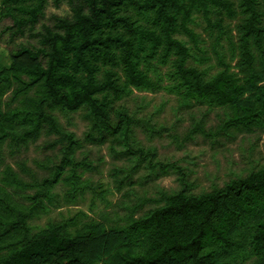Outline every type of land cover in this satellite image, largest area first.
I'll list each match as a JSON object with an SVG mask.
<instances>
[{
  "label": "trees",
  "instance_id": "16d2710c",
  "mask_svg": "<svg viewBox=\"0 0 264 264\" xmlns=\"http://www.w3.org/2000/svg\"><path fill=\"white\" fill-rule=\"evenodd\" d=\"M49 1L68 2L70 13L40 24ZM197 12L220 65L209 76L189 63L191 45L206 52L190 25ZM4 19L10 41L27 32L36 41L7 49L10 62L0 68V264H264V165L189 192L184 167L138 138V129H170L119 102L134 90H165L179 106L225 108L214 128L196 120L183 141L264 129V0H0ZM73 112L87 121L82 136L58 115L68 121ZM43 136L51 152L33 159L36 168L17 158ZM88 144H107L128 163L112 168L118 190L134 185L141 167L176 171L181 188L141 196L114 223L73 216L34 231L33 218L87 190L105 199L107 190L86 176L97 168Z\"/></svg>",
  "mask_w": 264,
  "mask_h": 264
},
{
  "label": "rangeland",
  "instance_id": "374dc122",
  "mask_svg": "<svg viewBox=\"0 0 264 264\" xmlns=\"http://www.w3.org/2000/svg\"><path fill=\"white\" fill-rule=\"evenodd\" d=\"M70 13V5L63 2L60 6H55L49 1L45 9L42 22H52L53 14L67 15ZM233 27L236 19L229 20ZM11 24L9 19L0 22V68L10 62L8 50L15 49L19 42L35 43L36 38H31L28 32L24 36L17 37L10 41L9 32L6 26ZM40 24L37 26L39 27ZM203 39L200 46L206 52H201L194 45L192 50L196 54L197 60L191 58L189 63L200 68H206L208 76L217 72L220 68L216 59V53L210 38L207 25L200 12L195 13V21L190 23ZM180 38L188 39L184 34H178ZM191 44V42H188ZM223 47L227 48V42L222 39ZM222 48V47H219ZM201 56H204L203 59ZM235 63V61H233ZM126 103L132 110H137L140 116L152 115L153 120L158 125L163 124L170 130H163L160 134L154 133L147 136L142 129H138V138L146 146L153 145L157 148L158 156L164 162H175L184 167L187 171L189 181V192L200 193L209 191L216 186H222L231 178L246 175L249 171L264 165V129L256 128L252 132L232 130V133H221L216 136L203 135L198 132L192 139L183 141V136L192 123L202 120L206 129L214 128L221 119L225 118V108L213 106L207 103L193 106H179L177 97L169 94L165 90L158 91H138L119 101ZM61 122L67 125L70 130L82 136L87 128V121L79 112H73L67 117L58 113ZM169 132L177 134L174 138ZM53 137V136H52ZM46 137H41L36 143L30 145L27 151L17 158H23L28 165L36 168L34 158H43L51 150L45 149L41 144ZM88 156L97 164V168L86 173L94 183L102 184L106 189L105 199L94 197L92 191H85L80 194L75 201L62 202L60 207L52 208L48 213L33 218L30 222L33 230L36 231L45 223L51 220H64L77 216L78 223L93 219H103L106 215L110 223L116 222L127 210V205L135 204L141 196L155 195L160 189L174 191L181 188L178 180V173L170 170L168 173H149L148 169L141 167L133 175L134 185H125L121 190L116 188L112 177L114 165H127L124 159L114 158L107 144H88ZM7 154L6 161L16 168L15 159ZM41 174L44 173L40 170ZM56 190L62 194V187ZM149 204L144 209L149 208Z\"/></svg>",
  "mask_w": 264,
  "mask_h": 264
}]
</instances>
